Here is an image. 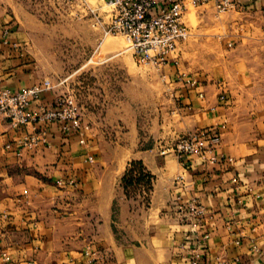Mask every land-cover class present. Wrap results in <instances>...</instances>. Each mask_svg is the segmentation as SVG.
<instances>
[{
  "label": "crops",
  "instance_id": "0c3cea01",
  "mask_svg": "<svg viewBox=\"0 0 264 264\" xmlns=\"http://www.w3.org/2000/svg\"><path fill=\"white\" fill-rule=\"evenodd\" d=\"M12 1L0 0V23L9 24L22 54L0 44V85L14 91L46 78L6 12ZM229 13L246 20L227 26L234 54L220 67L192 72L181 60L182 43L177 65L161 66L171 86L170 114L167 121L156 118L145 148L139 140L114 143L86 128L80 145L54 124L49 147L16 157L27 131L11 130L0 118V252L10 257L0 264H182L205 234L203 264H264V0H237ZM59 95L52 89L39 102L49 105ZM197 131L218 133L215 164L159 154L162 143ZM131 161L151 176L148 208L118 187ZM190 200L204 207L198 224L180 218L178 206ZM87 248L103 260L89 263Z\"/></svg>",
  "mask_w": 264,
  "mask_h": 264
},
{
  "label": "rangeland",
  "instance_id": "374dc122",
  "mask_svg": "<svg viewBox=\"0 0 264 264\" xmlns=\"http://www.w3.org/2000/svg\"><path fill=\"white\" fill-rule=\"evenodd\" d=\"M9 5L6 12L27 39V56L35 70L59 96L73 100L82 126L114 143L139 140L140 148L147 147L156 118L162 115L167 121L170 114L171 86L162 67L136 61L124 37L104 36L110 8L100 0H13ZM245 20L189 4L184 16L188 36L180 46L182 62L196 73L217 69L234 54L233 45L227 46V26ZM137 162L126 166V171L131 169L127 177L131 183L124 187L121 178L118 187L127 199H140V205L148 208L151 176Z\"/></svg>",
  "mask_w": 264,
  "mask_h": 264
},
{
  "label": "built area",
  "instance_id": "2783aa9c",
  "mask_svg": "<svg viewBox=\"0 0 264 264\" xmlns=\"http://www.w3.org/2000/svg\"><path fill=\"white\" fill-rule=\"evenodd\" d=\"M108 8L110 15L104 24V36H122L126 39L132 56L139 63L151 64L156 67L169 63L177 65L178 46L188 36V27L183 21L190 4L193 7L212 5L218 13H226L236 9L237 0H100ZM90 13L97 18L94 11ZM12 34L9 24L0 23V44L22 54L18 43L10 40ZM190 86L196 80L187 81ZM53 87L48 80L40 84L10 90L0 85V118L7 121L11 130H26L16 144V157L35 152L39 148L49 147L48 132L52 125L57 124L65 138L77 136L79 144L85 145L82 137L81 119L76 104L68 96H58L51 104H40L41 96ZM202 98V95H199ZM220 99L224 97L221 95ZM220 137L214 131H197L164 144L159 149L161 156L174 155L196 160L202 165L215 164L217 157L213 155L214 147ZM11 149V145L6 146ZM90 163L93 162L89 158ZM182 180L181 177H179ZM73 185L72 182H69ZM240 203V201H238ZM183 222L200 223L204 216V207L197 200H190L178 206ZM208 234L195 239L182 264H203L206 254ZM83 256L88 262L103 260L99 252L87 248ZM10 257L0 252V263H7ZM26 264H35L32 261ZM217 264H225L223 261Z\"/></svg>",
  "mask_w": 264,
  "mask_h": 264
},
{
  "label": "trees",
  "instance_id": "16d2710c",
  "mask_svg": "<svg viewBox=\"0 0 264 264\" xmlns=\"http://www.w3.org/2000/svg\"><path fill=\"white\" fill-rule=\"evenodd\" d=\"M135 164H138V165H140V166L142 167V164H141L140 162H137V163H135ZM130 171H131V169H128V170L126 171V173L124 174V176L122 177V182H123V184H124V187H125L127 184L131 183L130 180H127V179H128L127 177H128V175H129Z\"/></svg>",
  "mask_w": 264,
  "mask_h": 264
}]
</instances>
